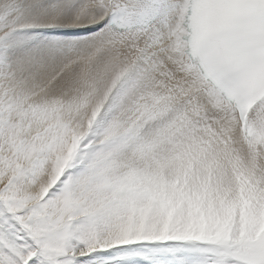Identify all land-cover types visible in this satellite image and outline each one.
I'll list each match as a JSON object with an SVG mask.
<instances>
[{"label":"snow or ice","instance_id":"6c2138e0","mask_svg":"<svg viewBox=\"0 0 264 264\" xmlns=\"http://www.w3.org/2000/svg\"><path fill=\"white\" fill-rule=\"evenodd\" d=\"M0 264H264V0H0Z\"/></svg>","mask_w":264,"mask_h":264}]
</instances>
